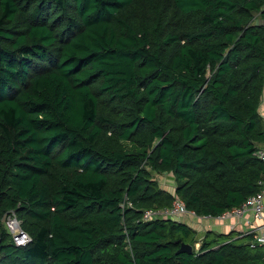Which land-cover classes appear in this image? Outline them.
I'll use <instances>...</instances> for the list:
<instances>
[{"label":"trees","instance_id":"obj_1","mask_svg":"<svg viewBox=\"0 0 264 264\" xmlns=\"http://www.w3.org/2000/svg\"><path fill=\"white\" fill-rule=\"evenodd\" d=\"M263 97L264 0H0V264H264L252 233L143 220L260 191Z\"/></svg>","mask_w":264,"mask_h":264},{"label":"built area","instance_id":"obj_2","mask_svg":"<svg viewBox=\"0 0 264 264\" xmlns=\"http://www.w3.org/2000/svg\"><path fill=\"white\" fill-rule=\"evenodd\" d=\"M256 155L264 161V148L259 149L256 152ZM261 189L260 191L248 197L243 205L239 208H234L228 212H231L235 215L241 216L246 209H251L253 216L255 218L264 217V179L260 181ZM123 207L132 206V203L125 200L122 204ZM188 212L186 204L182 198L175 196L173 203L168 208L163 209H149L145 210L143 213V220H153V219H162V218H180L182 215H185ZM5 225L12 236L13 241L17 245H26L31 241L30 235L22 227V221L17 216L15 211L9 212L4 219ZM251 224V222H250ZM253 228V227H252ZM249 233L254 235L253 241L259 244L264 245V230L257 232V230H250Z\"/></svg>","mask_w":264,"mask_h":264},{"label":"crops","instance_id":"obj_3","mask_svg":"<svg viewBox=\"0 0 264 264\" xmlns=\"http://www.w3.org/2000/svg\"><path fill=\"white\" fill-rule=\"evenodd\" d=\"M261 111L264 116V97L261 104ZM174 183H170L171 188L163 186L165 189L173 191L175 189ZM178 220L190 225L197 232V237L201 240L205 237L208 231H215L217 233L236 232L235 238L246 237L250 230H257V232L264 230V217L255 218L251 209H245L241 216L235 215L231 212L225 213L219 217L211 216H197L191 211L182 215ZM251 222V224H250ZM253 227V228H252ZM250 241V240H249ZM200 243H197V247Z\"/></svg>","mask_w":264,"mask_h":264},{"label":"rangeland","instance_id":"obj_4","mask_svg":"<svg viewBox=\"0 0 264 264\" xmlns=\"http://www.w3.org/2000/svg\"><path fill=\"white\" fill-rule=\"evenodd\" d=\"M155 177L158 179L159 183L162 186H167L171 188L170 183H174L173 185H175V181L173 179V175L172 174H162V173H156L154 172Z\"/></svg>","mask_w":264,"mask_h":264},{"label":"water","instance_id":"obj_5","mask_svg":"<svg viewBox=\"0 0 264 264\" xmlns=\"http://www.w3.org/2000/svg\"><path fill=\"white\" fill-rule=\"evenodd\" d=\"M194 247L190 243L182 242L180 248L178 249V253H193Z\"/></svg>","mask_w":264,"mask_h":264}]
</instances>
